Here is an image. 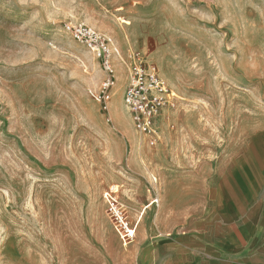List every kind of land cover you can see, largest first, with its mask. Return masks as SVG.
<instances>
[{
    "label": "rangeland",
    "instance_id": "obj_1",
    "mask_svg": "<svg viewBox=\"0 0 264 264\" xmlns=\"http://www.w3.org/2000/svg\"><path fill=\"white\" fill-rule=\"evenodd\" d=\"M75 26L114 51L109 113ZM134 53L176 97L155 144L124 116ZM263 147L264 0H0V264H101L113 189L134 243L186 235L225 162L248 184Z\"/></svg>",
    "mask_w": 264,
    "mask_h": 264
},
{
    "label": "crops",
    "instance_id": "obj_2",
    "mask_svg": "<svg viewBox=\"0 0 264 264\" xmlns=\"http://www.w3.org/2000/svg\"><path fill=\"white\" fill-rule=\"evenodd\" d=\"M123 109L134 132L129 111ZM255 154L262 164L258 171L245 167L248 184L235 169L240 157L225 162L186 235L141 237L125 246L105 207L99 208V226L110 233L97 245L101 264H264V147Z\"/></svg>",
    "mask_w": 264,
    "mask_h": 264
},
{
    "label": "built area",
    "instance_id": "obj_3",
    "mask_svg": "<svg viewBox=\"0 0 264 264\" xmlns=\"http://www.w3.org/2000/svg\"><path fill=\"white\" fill-rule=\"evenodd\" d=\"M73 37L79 43L90 47L103 64L105 80L102 83L97 100L104 112L109 113L112 91L116 85L114 51L109 41L88 26H75L71 29ZM129 81L124 89V105L129 111L136 131L154 144L159 139L160 117L176 105L174 92L157 67L146 62L140 53H134L129 72ZM105 213L112 221L118 235L125 246L135 242L137 225L131 219L125 204L121 203L117 191L107 192Z\"/></svg>",
    "mask_w": 264,
    "mask_h": 264
},
{
    "label": "bare ground",
    "instance_id": "obj_4",
    "mask_svg": "<svg viewBox=\"0 0 264 264\" xmlns=\"http://www.w3.org/2000/svg\"><path fill=\"white\" fill-rule=\"evenodd\" d=\"M117 50V49H116ZM118 52V51H117ZM244 162V161H243ZM242 164V163H241Z\"/></svg>",
    "mask_w": 264,
    "mask_h": 264
}]
</instances>
